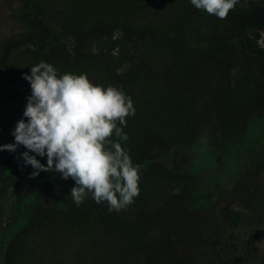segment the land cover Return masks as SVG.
<instances>
[{
  "label": "rangeland",
  "instance_id": "rangeland-1",
  "mask_svg": "<svg viewBox=\"0 0 264 264\" xmlns=\"http://www.w3.org/2000/svg\"><path fill=\"white\" fill-rule=\"evenodd\" d=\"M255 35L264 48V0H238L225 19L190 0H0V144L15 142L23 76L44 60L132 98L122 147L141 177L134 203L109 212L91 194L77 206L55 171L29 177L23 146L0 151V264H71L77 248L87 264H264Z\"/></svg>",
  "mask_w": 264,
  "mask_h": 264
},
{
  "label": "clouds",
  "instance_id": "clouds-1",
  "mask_svg": "<svg viewBox=\"0 0 264 264\" xmlns=\"http://www.w3.org/2000/svg\"><path fill=\"white\" fill-rule=\"evenodd\" d=\"M190 2L225 19L238 0ZM23 78L30 83L31 95L12 131L15 142L0 144V151L27 149L21 156L25 166L33 168L31 178L52 171L63 180L71 178V197L77 206L89 194L97 204L106 203L109 212L133 204L140 194V165L122 147L129 140L123 131L126 117L135 114L132 98L120 88L93 84L84 73L60 74L44 60ZM37 156H46L47 164Z\"/></svg>",
  "mask_w": 264,
  "mask_h": 264
},
{
  "label": "trees",
  "instance_id": "trees-1",
  "mask_svg": "<svg viewBox=\"0 0 264 264\" xmlns=\"http://www.w3.org/2000/svg\"><path fill=\"white\" fill-rule=\"evenodd\" d=\"M257 35L253 37H248L249 45L255 49L261 56L264 57V48L261 47L256 41ZM30 175V170H29ZM30 177V176H29ZM71 188V187H70ZM4 207V204L0 202V208ZM84 233H94V229L92 227H87L83 229ZM22 239V238H21ZM21 242V240H19ZM87 253V254H86ZM89 251H86L85 248H77L75 252L71 255L70 262L71 264H87ZM118 261V260H117ZM112 260L109 259L108 255H105L103 259L96 258V256H91L90 263L92 264H111ZM122 263L123 259H122ZM26 264V263H24ZM29 264H36L35 258L29 257ZM50 264H66L65 260L62 258L54 259Z\"/></svg>",
  "mask_w": 264,
  "mask_h": 264
}]
</instances>
